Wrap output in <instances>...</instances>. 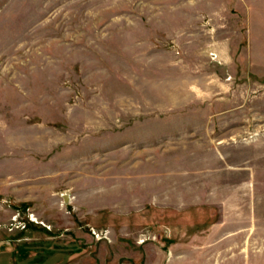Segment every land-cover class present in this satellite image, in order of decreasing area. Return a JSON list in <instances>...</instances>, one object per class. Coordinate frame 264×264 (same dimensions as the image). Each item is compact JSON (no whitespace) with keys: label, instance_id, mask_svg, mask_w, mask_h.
<instances>
[{"label":"rangeland","instance_id":"rangeland-1","mask_svg":"<svg viewBox=\"0 0 264 264\" xmlns=\"http://www.w3.org/2000/svg\"><path fill=\"white\" fill-rule=\"evenodd\" d=\"M0 264H264V0H0Z\"/></svg>","mask_w":264,"mask_h":264},{"label":"built area","instance_id":"built-area-1","mask_svg":"<svg viewBox=\"0 0 264 264\" xmlns=\"http://www.w3.org/2000/svg\"><path fill=\"white\" fill-rule=\"evenodd\" d=\"M31 216H32V219L35 220V219H34V218H35V217H34L35 215L33 214V215H31Z\"/></svg>","mask_w":264,"mask_h":264}]
</instances>
